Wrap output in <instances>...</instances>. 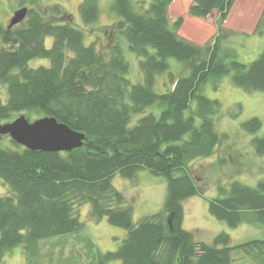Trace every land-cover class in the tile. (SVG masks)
Masks as SVG:
<instances>
[{
    "label": "trees",
    "instance_id": "trees-1",
    "mask_svg": "<svg viewBox=\"0 0 264 264\" xmlns=\"http://www.w3.org/2000/svg\"><path fill=\"white\" fill-rule=\"evenodd\" d=\"M174 1L150 0L144 11H138L142 8L133 0L112 2L115 31L140 58L143 80L138 83L128 78L121 37L106 52L86 45L84 31L59 7L51 9L49 18L30 9L19 25L0 24V86L8 93L4 102L0 89V124L20 115L54 117L86 136L83 147L69 153L33 152L13 140V149L0 147V180L11 191L0 196V264L18 246L24 249L26 264H38L41 242L65 237H76L84 245L89 264H235L236 251L264 264V239L231 246L230 235L223 232L206 244L183 228V202L200 192L191 165L214 156L227 138L214 119L221 103L205 90L209 84L218 90L219 80L231 75L243 92H264V50L245 64L222 57V28L214 42L204 46L182 38L183 18L173 23L170 18ZM236 1L193 0L188 13L205 19L216 12L223 24ZM100 12L99 0H82L84 27H93ZM261 18L255 34L264 33ZM48 37L53 39L51 47L46 45ZM35 59L51 64L32 68L29 63ZM170 60L177 61L184 74H174ZM164 75L165 91L158 93ZM154 106L159 113L143 115ZM242 127L256 134L262 121L253 117ZM253 146L263 156L264 136L255 138ZM142 170L164 177L167 195L158 213L135 223L133 205L113 180L120 175L135 182ZM217 189L209 204L213 217L231 228L264 227V182L256 187L219 183ZM84 205L90 206V219H107L127 231L117 251L102 253L85 234L78 212ZM63 264L79 263L72 257Z\"/></svg>",
    "mask_w": 264,
    "mask_h": 264
},
{
    "label": "rangeland",
    "instance_id": "rangeland-1",
    "mask_svg": "<svg viewBox=\"0 0 264 264\" xmlns=\"http://www.w3.org/2000/svg\"><path fill=\"white\" fill-rule=\"evenodd\" d=\"M112 2L113 0H99L100 18L93 27L86 28L79 14L82 0H0V24L9 26L15 11L24 7L28 10L34 9L45 18L51 17L52 8L59 7L72 15L74 27L84 31L86 45L94 44L100 51L106 52L121 37L123 55L130 65L128 78L132 83L141 82L143 79L139 66L140 58L130 50L127 39L114 29L117 17L111 10ZM192 2L193 0H175L170 7L172 23L178 18H183V25L179 30L182 38L204 46L213 43L219 33L218 29L222 28L220 33L223 36L221 40L223 58L249 64L259 57L264 50V33L255 34L254 30L264 11V0H237L223 24L219 23L216 12L205 19L191 17L188 12ZM133 3L136 7L142 8L140 10L136 8L138 11H144L149 7L150 0H133ZM260 25L264 30V18H261ZM52 43L53 39L48 37L46 45L51 47ZM50 64L48 59H35L30 61L29 66L49 67ZM170 66L173 73L184 74L182 66L177 61L170 60ZM167 78L168 75L159 78L156 89L158 93L165 91L164 82ZM0 89L2 100L6 102L7 87L0 86ZM205 95L220 101L221 108L214 119L217 130L226 134L227 138L217 148L214 156L199 159L191 165L190 172L200 192L183 202V228L191 232L197 241L206 244H212L215 237L223 232L230 235L231 246L264 239V227L260 225L243 224L231 228L209 212L210 201L218 196L219 183L229 186L231 182L238 181L256 187L259 182H264V155H257L253 146L255 138L264 136V92L247 94L233 85L230 75L219 80L218 90H214L212 84H209ZM159 111V108L154 106L143 115L157 114ZM253 117L261 119L262 128L256 134H249L244 131L242 125ZM29 119L33 121L35 117ZM0 147L14 148L10 136H0ZM113 185L124 194L128 203L133 205L135 223L158 213L163 208L167 195V181L164 177L142 170L135 182L116 175ZM10 192L9 186L0 180V196L9 195ZM89 211V205L82 206L78 211L81 221L85 224V234L95 242L102 253L117 251L126 238L127 231L110 225L107 219L95 222L90 219ZM41 248L42 255L38 264H63L72 257L79 264L90 263L86 248L77 242L76 237L47 240L41 242ZM232 257L235 264H258L254 256L244 251H236ZM4 264H26L23 247L18 246L8 253L4 258ZM110 264L122 262L113 261Z\"/></svg>",
    "mask_w": 264,
    "mask_h": 264
},
{
    "label": "water",
    "instance_id": "water-1",
    "mask_svg": "<svg viewBox=\"0 0 264 264\" xmlns=\"http://www.w3.org/2000/svg\"><path fill=\"white\" fill-rule=\"evenodd\" d=\"M28 15V8L15 11L8 28L22 23ZM0 136H10L18 145L33 152H72L83 147L86 136L60 123L54 117H42L30 121L20 115L11 122L0 124Z\"/></svg>",
    "mask_w": 264,
    "mask_h": 264
}]
</instances>
